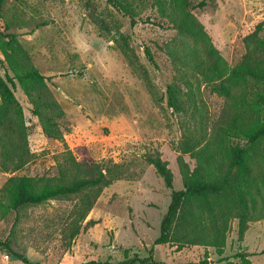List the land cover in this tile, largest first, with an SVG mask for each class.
Returning <instances> with one entry per match:
<instances>
[{
  "label": "rangeland",
  "instance_id": "obj_1",
  "mask_svg": "<svg viewBox=\"0 0 264 264\" xmlns=\"http://www.w3.org/2000/svg\"><path fill=\"white\" fill-rule=\"evenodd\" d=\"M115 1L122 10L108 0H3L0 31L15 34L32 65L52 79L66 132L62 142L47 138L18 85L34 160L16 174L0 172V192L14 175L54 176L56 158L66 151L80 162L124 165L129 178L104 191L88 218L98 224L71 248L56 227L76 200L26 208L19 220L0 212V239L10 236L18 252L41 264L118 262L126 250L167 264H245L240 254L264 264V221L251 224L243 240L239 221L232 222L223 255L206 242L156 245L172 190L144 159L159 150L177 191L196 170L215 179L196 153L206 147L225 99L194 72V61L213 46L230 69L239 65L245 38L264 25V0H206L203 8V0ZM185 13L207 37L180 31ZM4 59L0 52L2 77ZM184 143L196 146L195 153H182ZM0 264L23 263L0 252Z\"/></svg>",
  "mask_w": 264,
  "mask_h": 264
},
{
  "label": "trees",
  "instance_id": "obj_2",
  "mask_svg": "<svg viewBox=\"0 0 264 264\" xmlns=\"http://www.w3.org/2000/svg\"><path fill=\"white\" fill-rule=\"evenodd\" d=\"M117 9H123L115 0ZM3 0H0V15ZM206 6V0L200 7ZM132 26L136 21L131 22ZM180 31L188 36H206L204 27L185 13ZM264 25L248 35L247 49L241 63L230 69L213 46L203 59L194 61V72L215 85L225 99L223 111L213 124L206 147L197 152L203 165L214 171L210 180L196 170L186 177L185 189H174V175L159 150L144 155L172 190V201L161 225L156 245L175 242L181 246L206 242L219 255L224 254L232 222L238 220L240 240L251 224L264 221ZM0 52L4 56V76H0V172L16 174L34 160L30 146V128L24 109L16 97L20 85L32 114L38 118L44 135L64 141L66 114L49 83L52 80L37 70L15 34L0 31ZM150 56V54H148ZM189 57V56H188ZM193 54L191 59L193 60ZM173 100L170 99L172 104ZM182 106V105H181ZM196 146L184 143L182 153H195ZM57 173L52 176H12L0 192V212H20L44 206L51 201L76 200L74 207L60 216L56 229L63 246L71 248L82 233L98 222L88 218L104 191L117 180L129 178L124 165L116 163L80 162L71 151L56 158ZM0 252H6L23 264L33 262L18 252L11 237L0 239ZM238 257L251 264L246 254ZM83 264H167L153 254L143 258L125 251L124 260L88 261ZM193 264V263H188Z\"/></svg>",
  "mask_w": 264,
  "mask_h": 264
}]
</instances>
